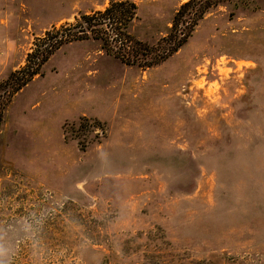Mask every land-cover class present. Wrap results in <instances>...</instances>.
I'll return each mask as SVG.
<instances>
[{"label": "rangeland", "instance_id": "obj_1", "mask_svg": "<svg viewBox=\"0 0 264 264\" xmlns=\"http://www.w3.org/2000/svg\"><path fill=\"white\" fill-rule=\"evenodd\" d=\"M132 1L156 43L187 0ZM109 3L0 0V81ZM4 118L0 264H264V0L213 9L146 69L66 43Z\"/></svg>", "mask_w": 264, "mask_h": 264}, {"label": "trees", "instance_id": "obj_2", "mask_svg": "<svg viewBox=\"0 0 264 264\" xmlns=\"http://www.w3.org/2000/svg\"><path fill=\"white\" fill-rule=\"evenodd\" d=\"M232 0H187L175 12L171 26L156 43L138 39L130 32V25L138 17V6L132 0H110L104 8L79 15L74 22L48 29L38 36L26 56V63L0 81V133L5 110L15 93L41 73L42 66L64 44L84 40H98L110 55L129 65L144 69L156 66L178 52L193 35L200 21L213 9ZM101 121L83 117L81 127H102ZM88 129V128H87Z\"/></svg>", "mask_w": 264, "mask_h": 264}]
</instances>
